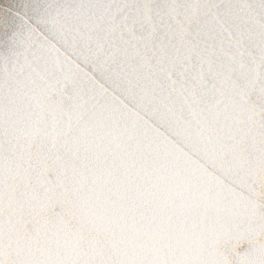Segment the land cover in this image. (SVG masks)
Returning <instances> with one entry per match:
<instances>
[{
  "label": "water",
  "instance_id": "water-1",
  "mask_svg": "<svg viewBox=\"0 0 264 264\" xmlns=\"http://www.w3.org/2000/svg\"><path fill=\"white\" fill-rule=\"evenodd\" d=\"M261 176L264 129L227 91L173 114L97 97L54 130L13 110L0 146V254L7 264H264Z\"/></svg>",
  "mask_w": 264,
  "mask_h": 264
},
{
  "label": "snow or ice",
  "instance_id": "snow-or-ice-1",
  "mask_svg": "<svg viewBox=\"0 0 264 264\" xmlns=\"http://www.w3.org/2000/svg\"><path fill=\"white\" fill-rule=\"evenodd\" d=\"M225 91L264 129V0H0V146L13 110L54 130L97 97L173 114Z\"/></svg>",
  "mask_w": 264,
  "mask_h": 264
}]
</instances>
